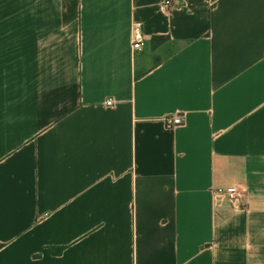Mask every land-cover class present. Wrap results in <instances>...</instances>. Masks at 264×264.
<instances>
[{"label":"crops","instance_id":"1","mask_svg":"<svg viewBox=\"0 0 264 264\" xmlns=\"http://www.w3.org/2000/svg\"><path fill=\"white\" fill-rule=\"evenodd\" d=\"M165 1L0 0V264H264V0Z\"/></svg>","mask_w":264,"mask_h":264},{"label":"built area","instance_id":"2","mask_svg":"<svg viewBox=\"0 0 264 264\" xmlns=\"http://www.w3.org/2000/svg\"><path fill=\"white\" fill-rule=\"evenodd\" d=\"M170 4H171V0H166L163 5L168 6ZM133 29H134L133 50L134 52H141L145 46V39L142 36L140 24L138 23L134 24ZM113 103L114 101L112 99H109L106 102L107 106H111L113 105ZM164 122L167 128H174L182 125L183 119L181 116L178 115V116L167 117L164 119ZM221 193L224 194L233 203H240L243 198V192L236 187L227 188L225 190H222Z\"/></svg>","mask_w":264,"mask_h":264},{"label":"trees","instance_id":"3","mask_svg":"<svg viewBox=\"0 0 264 264\" xmlns=\"http://www.w3.org/2000/svg\"><path fill=\"white\" fill-rule=\"evenodd\" d=\"M168 40L167 37H154L152 40V46L154 49L158 48L162 43L166 42ZM161 60L156 59L155 66L159 65ZM137 77H140L139 75ZM63 249H53L52 252L54 255H60L62 253Z\"/></svg>","mask_w":264,"mask_h":264}]
</instances>
